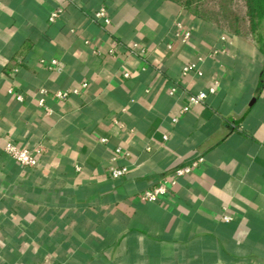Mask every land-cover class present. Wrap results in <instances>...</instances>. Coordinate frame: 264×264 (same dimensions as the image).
I'll return each mask as SVG.
<instances>
[{
  "label": "crops",
  "instance_id": "0c3cea01",
  "mask_svg": "<svg viewBox=\"0 0 264 264\" xmlns=\"http://www.w3.org/2000/svg\"><path fill=\"white\" fill-rule=\"evenodd\" d=\"M0 264H264L254 40L169 0H0Z\"/></svg>",
  "mask_w": 264,
  "mask_h": 264
},
{
  "label": "trees",
  "instance_id": "16d2710c",
  "mask_svg": "<svg viewBox=\"0 0 264 264\" xmlns=\"http://www.w3.org/2000/svg\"><path fill=\"white\" fill-rule=\"evenodd\" d=\"M218 30L254 40L264 54V0H169Z\"/></svg>",
  "mask_w": 264,
  "mask_h": 264
},
{
  "label": "built area",
  "instance_id": "2783aa9c",
  "mask_svg": "<svg viewBox=\"0 0 264 264\" xmlns=\"http://www.w3.org/2000/svg\"><path fill=\"white\" fill-rule=\"evenodd\" d=\"M58 12H54L51 15V19H54L56 16H58ZM95 16L103 19L105 23H110V18L107 16L106 11L101 8L99 9L96 13ZM189 36V33L186 34V37ZM53 64H56V62L53 61ZM192 70H196L198 74H201V71L198 69L196 64H188L184 67V72H190ZM70 92L77 93L78 90H73V91H64V92H59L57 95L60 98H65L70 94ZM209 92H214V89L211 88L209 89ZM207 96L206 91H202L198 93L193 100L198 102V101H203ZM18 98L22 99V95L18 94ZM188 107H184V110H187ZM177 120V119H175ZM5 150L8 152L13 158H15L23 167H30V168H36L38 167V159L36 157V154L34 153L33 150H31L28 147L25 146H20L18 145L14 140L7 138L6 139V145H5ZM117 153L120 152V149L116 151ZM192 169V166H187L181 169H178L173 175L172 178L182 176L188 172H190ZM126 169L125 168H118L114 165L110 166V174L113 177H120L125 173ZM167 190V181H162L160 182L157 186L151 189H147L141 196L143 201H156L159 199V196L161 194H164ZM226 220H229L230 218L228 216H225Z\"/></svg>",
  "mask_w": 264,
  "mask_h": 264
},
{
  "label": "rangeland",
  "instance_id": "374dc122",
  "mask_svg": "<svg viewBox=\"0 0 264 264\" xmlns=\"http://www.w3.org/2000/svg\"><path fill=\"white\" fill-rule=\"evenodd\" d=\"M232 1H235V2L238 1L239 2V1H242V0H232Z\"/></svg>",
  "mask_w": 264,
  "mask_h": 264
}]
</instances>
